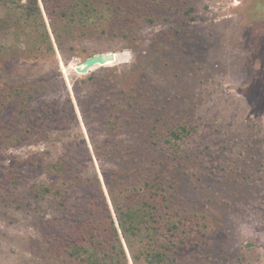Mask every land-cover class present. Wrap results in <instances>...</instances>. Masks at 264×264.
Instances as JSON below:
<instances>
[{
    "label": "trees",
    "instance_id": "16d2710c",
    "mask_svg": "<svg viewBox=\"0 0 264 264\" xmlns=\"http://www.w3.org/2000/svg\"><path fill=\"white\" fill-rule=\"evenodd\" d=\"M141 4L147 5L146 10L140 9ZM151 4L149 0H0V152L47 142L52 132L56 140L67 139L53 162L46 164V153L37 152L22 159L9 157L8 164L0 166V183L9 187H3L7 194L24 186L31 200L46 201V221L52 229L46 242L52 261L128 264L127 252L132 264H176L180 248L195 239L191 233L197 216L184 205L177 165L180 158L188 160L191 155L180 144L198 133L192 121L194 106L186 92L161 91L146 81L144 67L152 56H135L126 68L97 69L72 85L101 181L70 99L65 97L60 107L41 103L49 75L34 80L25 76L30 65L54 60L49 33L66 59L67 52L74 53L75 41L104 36L117 20L132 16L152 22ZM192 10L189 7L185 13ZM255 20L261 21L264 37V9L257 4L246 20L250 34ZM251 44L254 54L245 57L244 67L250 73L249 91L264 109L259 90L264 87V41L252 39ZM186 50L182 47L180 52ZM172 77L179 83L178 76ZM71 128L75 135L65 133ZM39 174L44 180L30 183Z\"/></svg>",
    "mask_w": 264,
    "mask_h": 264
},
{
    "label": "rangeland",
    "instance_id": "374dc122",
    "mask_svg": "<svg viewBox=\"0 0 264 264\" xmlns=\"http://www.w3.org/2000/svg\"><path fill=\"white\" fill-rule=\"evenodd\" d=\"M149 3L152 22L132 16L117 20L104 36L75 41V51L67 52L66 59L59 55L49 33L54 60L30 65L25 76L34 80L49 75L47 96L41 98V103L55 102L60 107L65 97L70 99L78 131L101 181L72 85L97 69L126 68L135 56H152L149 65L144 63L146 81L156 83L161 91L186 92L194 106L192 121L198 132L180 144L191 154L190 159L183 157L177 162L179 176L182 175L181 196L187 212L197 216V223L191 233L195 239L180 248L176 264H264V109L258 105L256 94L249 91L250 73L244 67L245 57L254 54L251 40L264 41L260 36L261 21L252 23L251 34L246 23L253 4L264 9V0ZM146 7L141 4L140 9ZM189 7L193 10L186 14ZM185 40L190 43L185 45ZM182 47L186 52H180ZM108 52L113 54L112 61L94 66L85 75L75 72L77 63L86 57ZM175 75L179 83L172 77ZM259 90L264 97V87ZM65 133L75 135L76 131ZM51 135L47 142L0 152V166L7 165L9 157L22 159L37 152L46 153V164L55 161L67 139H54L55 132ZM43 180L44 175L39 174L30 183ZM3 187L9 188L5 182L3 186L0 183V264H86L52 261L46 242L52 235L46 221V201L31 200L24 194V186L9 189L8 194ZM103 191L106 195L104 188ZM6 194H10L9 198ZM122 245L125 249L123 242ZM126 256L128 264H132L127 252Z\"/></svg>",
    "mask_w": 264,
    "mask_h": 264
},
{
    "label": "water",
    "instance_id": "95a60500",
    "mask_svg": "<svg viewBox=\"0 0 264 264\" xmlns=\"http://www.w3.org/2000/svg\"><path fill=\"white\" fill-rule=\"evenodd\" d=\"M112 60H113V54L111 52L92 55V56L85 58L81 62L77 63L74 70L77 74L85 75L94 66L96 65L101 66Z\"/></svg>",
    "mask_w": 264,
    "mask_h": 264
}]
</instances>
